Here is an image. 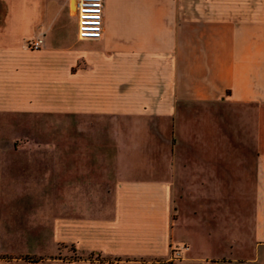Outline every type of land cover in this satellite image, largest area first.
<instances>
[{
  "label": "crops",
  "instance_id": "obj_1",
  "mask_svg": "<svg viewBox=\"0 0 264 264\" xmlns=\"http://www.w3.org/2000/svg\"><path fill=\"white\" fill-rule=\"evenodd\" d=\"M74 1L0 0V174L63 177L78 264H264V0Z\"/></svg>",
  "mask_w": 264,
  "mask_h": 264
},
{
  "label": "rangeland",
  "instance_id": "obj_2",
  "mask_svg": "<svg viewBox=\"0 0 264 264\" xmlns=\"http://www.w3.org/2000/svg\"><path fill=\"white\" fill-rule=\"evenodd\" d=\"M229 112L231 136L244 135L247 128L243 123L255 120V105L232 103ZM14 178L0 174V264H78L74 261L85 259L52 234L53 220L68 216L72 210L63 177L56 176L54 187L49 189L44 182L38 189L24 186L20 191L15 190Z\"/></svg>",
  "mask_w": 264,
  "mask_h": 264
},
{
  "label": "built area",
  "instance_id": "obj_3",
  "mask_svg": "<svg viewBox=\"0 0 264 264\" xmlns=\"http://www.w3.org/2000/svg\"><path fill=\"white\" fill-rule=\"evenodd\" d=\"M104 0H76L77 35L82 40H97L103 31ZM42 38L38 37L30 43L32 49L42 45ZM183 248L187 246L183 245Z\"/></svg>",
  "mask_w": 264,
  "mask_h": 264
}]
</instances>
